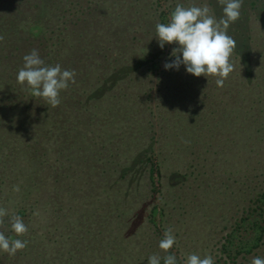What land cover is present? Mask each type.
<instances>
[{
    "label": "rangeland",
    "instance_id": "obj_1",
    "mask_svg": "<svg viewBox=\"0 0 264 264\" xmlns=\"http://www.w3.org/2000/svg\"><path fill=\"white\" fill-rule=\"evenodd\" d=\"M56 1L50 29L38 34L27 25L24 37L42 41L40 55L74 70L76 83L61 90L59 106L35 108L41 121L26 115L20 96L8 100L11 88L0 94V108L15 115L0 114V208L7 212L0 232L33 241L14 256L0 251V264H148L152 255L187 264L192 254L215 262L230 231L231 256L250 249L254 225L237 223L264 191V17L248 16L249 58L245 65L231 55L234 71L221 88L216 77H195L184 65L166 70L178 45L161 49L156 36L155 25L168 23L177 4H206L219 19L209 0H77L63 16L64 0ZM21 120L30 121L26 132ZM149 151L160 166L158 193L142 157ZM19 205L32 211L21 236L11 231ZM168 228L176 243L164 252ZM255 257L264 258V246L236 264Z\"/></svg>",
    "mask_w": 264,
    "mask_h": 264
},
{
    "label": "clouds",
    "instance_id": "obj_2",
    "mask_svg": "<svg viewBox=\"0 0 264 264\" xmlns=\"http://www.w3.org/2000/svg\"><path fill=\"white\" fill-rule=\"evenodd\" d=\"M223 6V15L217 19L208 5L185 7L177 4L171 13L168 23H157L156 36L161 49L165 44H177L172 51L175 57L170 63H165L166 70H179L184 65L187 73L195 77H216L217 87H223L229 74L234 71V65L230 57L236 47L235 40L228 35L231 24L240 18L243 0H218ZM4 37L0 36V41ZM182 57V58H181ZM23 67L17 73V82L26 84L34 97L43 98L52 107L61 103L60 92L69 87V82L76 83L74 70H64L59 64L46 65L36 49L23 57ZM19 191V187L14 188ZM7 215L4 208H0V225L3 217ZM12 231L21 236L28 229L19 216H13L11 220ZM176 243L171 228L164 232V238L159 242V248L168 252ZM27 241L11 239L0 232V251L14 256L18 250H23ZM148 264H161V257L152 255ZM163 264H177L174 255L163 257ZM187 264H214L211 255L204 258L192 254L187 259ZM251 264H264V258L255 257Z\"/></svg>",
    "mask_w": 264,
    "mask_h": 264
},
{
    "label": "trees",
    "instance_id": "obj_3",
    "mask_svg": "<svg viewBox=\"0 0 264 264\" xmlns=\"http://www.w3.org/2000/svg\"><path fill=\"white\" fill-rule=\"evenodd\" d=\"M156 1H160V0H156ZM56 2H57L56 0H0V36L4 37L3 41L5 40L4 43L3 41H0V94L4 95V93H6L4 89L11 88V90H9L8 92L10 95L8 100L13 103L16 101V98L20 96L23 99L21 101V104L24 105L26 115L32 116V119H35L36 121H41V120L38 119L37 117L38 113L35 108H37V106L39 107L40 105L43 106L49 104L41 97L32 96L26 84L24 85L19 84L17 82V73L23 67L24 64L23 57L25 56V54H22V50L24 48L27 50L30 49L31 51L33 49H36L40 55L41 51L39 52V47L43 45L41 43L42 41L40 42V40L31 41L30 38L24 37L27 32L25 27L28 25L30 30H37L36 33L38 34L41 33L42 31L47 32V30L50 29V25L48 24L47 20L49 15L52 14V11L54 10L53 6H56ZM258 2L260 3L257 4ZM73 3L79 4L77 0H71V3L70 0H64V2L61 3V8L63 7L62 16L64 12H66L68 8L72 6ZM209 4L211 7H213V11L215 9V11L221 12V16L223 15V6L218 3V0H209ZM80 6L82 5L80 4ZM72 7L76 8V5H73ZM65 8H67V10H65ZM249 8H252L253 10L249 12L248 11L250 10ZM80 9L82 8H79V10ZM74 10L77 12L76 9ZM172 10L174 11V9ZM240 11H241L240 18L236 22L230 25L228 29V35H230L236 42V47L233 51L234 57L239 58L241 63L246 65V61L249 58V53H248L249 44H247V42H249V37L246 34L248 32V25L246 22L250 20L248 16H252V15L254 16L256 12L258 13L257 16L258 20L259 18L262 19L264 17V0H243V5ZM165 12H167V10L160 12V19H161V15ZM78 14L80 16V14L82 15L83 12H78ZM245 14H247V18L243 17ZM41 16L43 18H41ZM32 17L34 19L31 21ZM244 20L246 21L243 23ZM80 21L82 20H80V18H77V21H75L71 26L75 27L76 24ZM159 23H162L161 20L159 21ZM62 24L65 27V29H67L68 27L67 21H64ZM68 29H70V27ZM17 34L19 35L20 38L16 37ZM12 36H15L18 40L14 39ZM36 41L40 43L38 44ZM28 54H30V52H28ZM40 58L44 60L46 65L49 66L51 65L52 61L50 62L46 61L45 57L42 55H40ZM158 63L159 61H157V63L152 62L151 64L155 65ZM18 85L22 86L21 88L24 87L23 92L21 91L22 94L20 92L21 88L20 89L15 88V87H19ZM0 101H1V96H0ZM19 107L20 106H18V109ZM13 108L14 107H11L10 109ZM16 109L17 108L15 107V110ZM18 109L17 112L14 110V113L22 115L24 117V114L20 112V110ZM33 112H36L35 114L36 117H34ZM0 114L2 116H5L7 120H8V116L13 115L12 112L6 110V108L4 107L0 108ZM29 122H30L29 120L25 122L21 120V122H19L20 126H22V129L25 132L27 131L28 126L30 125ZM2 125H3L2 122H0V126ZM51 126L54 129L55 122H52ZM53 129L49 128L48 134L52 135ZM145 156H146V162L149 164L147 170H148V179L152 187V192L158 193L160 187V183H159L160 166L158 162V157L154 152H150V151L147 155L146 153L142 155L143 158H145ZM142 157L141 158L139 157L138 159H143ZM39 159H40V163L37 164H40V166H44L43 163L41 162L43 156L39 155ZM43 162L47 163L46 161ZM31 165H33V163L30 162L29 166ZM126 172L127 169H124L121 178L116 180L115 185L122 182ZM30 207L31 206H29L28 209L23 206L21 207L19 205V207L16 209L15 215L22 216L24 219L23 222L26 221L25 218H27V221L29 222L28 219L31 217L32 214ZM243 212L244 214L246 213V217H244L242 221H239L237 225L239 226L241 222L245 221V219H250V221H252V224L254 225V229H255V231L253 232L256 233L255 235L256 238L253 245H251L250 249H248L247 251L245 250L238 251L236 252L235 255L231 256L230 252L227 250V244L230 241L228 239L233 234V231H230L221 239L222 242L220 241V245L218 248L220 255L218 257V260L214 262L215 264H236V260L239 257H241L243 254H249V253L251 254L256 249L264 246V191L255 195V197L250 200L247 209H244ZM151 218L152 217L150 216V220ZM154 228L155 230L159 229L157 225L156 226L154 225ZM16 239L27 241L26 247L31 248L30 244H32L33 241L31 240L30 235L27 236L25 235L23 239L22 238H16ZM178 264H182V263L178 261Z\"/></svg>",
    "mask_w": 264,
    "mask_h": 264
}]
</instances>
